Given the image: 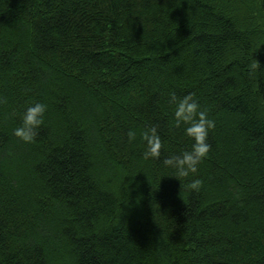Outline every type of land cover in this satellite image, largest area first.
Instances as JSON below:
<instances>
[{"label": "trees", "instance_id": "obj_1", "mask_svg": "<svg viewBox=\"0 0 264 264\" xmlns=\"http://www.w3.org/2000/svg\"><path fill=\"white\" fill-rule=\"evenodd\" d=\"M171 93L215 122L180 180ZM0 264H264V0H0Z\"/></svg>", "mask_w": 264, "mask_h": 264}, {"label": "clouds", "instance_id": "obj_2", "mask_svg": "<svg viewBox=\"0 0 264 264\" xmlns=\"http://www.w3.org/2000/svg\"><path fill=\"white\" fill-rule=\"evenodd\" d=\"M169 104L175 105L173 113L175 125H185L183 132L186 138L192 141L190 150L183 151L178 156H170L164 159L165 167L173 170L172 177L180 180L190 174L197 173L198 164L207 156L210 144L207 142L209 130L215 127V122L208 118L206 111L200 109L198 101L193 94L177 97L175 93L169 96ZM47 105L34 103L28 106L20 115V126L14 128L13 135L25 143H31L36 137V130L44 123V114ZM129 142L136 139V132L129 130L127 133ZM143 141V158L159 159L161 155V139L155 126L145 129L141 133ZM202 181L192 179L188 188L198 192Z\"/></svg>", "mask_w": 264, "mask_h": 264}]
</instances>
